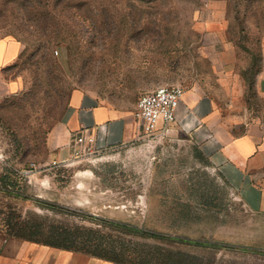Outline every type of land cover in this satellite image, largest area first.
Masks as SVG:
<instances>
[{
	"label": "rangeland",
	"instance_id": "374dc122",
	"mask_svg": "<svg viewBox=\"0 0 264 264\" xmlns=\"http://www.w3.org/2000/svg\"><path fill=\"white\" fill-rule=\"evenodd\" d=\"M205 4L0 0V38L22 45L7 71L15 90L0 98V231L10 234L12 216L93 230L125 245L128 262H136L132 244L141 243L151 252L161 246L195 255L194 264H264V212L243 203L189 131L172 125L165 135L140 133L106 149L64 152L60 144L76 88L134 108L142 94L180 85L210 96L235 132L264 124V0H232L223 25L211 30L203 24ZM10 179L27 198L1 189Z\"/></svg>",
	"mask_w": 264,
	"mask_h": 264
},
{
	"label": "crops",
	"instance_id": "0c3cea01",
	"mask_svg": "<svg viewBox=\"0 0 264 264\" xmlns=\"http://www.w3.org/2000/svg\"><path fill=\"white\" fill-rule=\"evenodd\" d=\"M204 1V27L208 30L211 26L221 27L232 0ZM11 48L14 51H10ZM21 49L22 45L17 40L0 38V98L15 90L14 79L8 78L5 68L18 59ZM167 78L178 77H164ZM135 109L136 106L121 108L104 103L92 93L74 89L60 125L63 151L76 146L75 138L81 133L95 136L96 149L115 147L136 139L140 129L134 116ZM174 125L193 134L212 168L248 208L264 212V124L250 122L242 131L235 132L237 124L226 125L221 115L216 113L210 96L187 90L177 109ZM0 264L129 263L30 241L0 231Z\"/></svg>",
	"mask_w": 264,
	"mask_h": 264
},
{
	"label": "trees",
	"instance_id": "16d2710c",
	"mask_svg": "<svg viewBox=\"0 0 264 264\" xmlns=\"http://www.w3.org/2000/svg\"><path fill=\"white\" fill-rule=\"evenodd\" d=\"M14 64V63H13ZM11 64L5 68L7 75L8 69L13 65ZM15 180L10 179L8 182H4L1 189L7 193L15 196L25 197L24 195L15 189ZM7 225L11 229L10 235L24 238L30 241H35L55 247L73 249L76 251H82L90 253L106 259L115 260L122 263L129 264H194L195 255H189L181 251H173L165 247L157 246V251L151 252V250L142 249L144 246L141 243H134L133 251L136 253L134 258L136 262H128L123 260L122 252L125 245H117L112 241H105L100 235L93 230L86 229H70L65 227H58L52 225H45L43 222L31 219H18L13 220L12 216L7 218ZM116 224L127 228L128 230L136 233H147L144 229L133 226L127 223L115 222ZM9 234V233H7ZM164 237L161 235H156ZM169 238L186 242L193 245L204 247H228L230 245L225 243H218L208 240L183 238L179 236H170ZM148 246V245H147ZM120 251H117L118 248ZM242 249H251L253 251H259L258 248H250L246 246H239Z\"/></svg>",
	"mask_w": 264,
	"mask_h": 264
},
{
	"label": "built area",
	"instance_id": "2783aa9c",
	"mask_svg": "<svg viewBox=\"0 0 264 264\" xmlns=\"http://www.w3.org/2000/svg\"><path fill=\"white\" fill-rule=\"evenodd\" d=\"M185 90L180 85L162 84L141 95L137 101L134 116L139 123L140 133L159 136L168 133L177 122V109ZM95 136L81 133L76 136V144L84 150L96 149Z\"/></svg>",
	"mask_w": 264,
	"mask_h": 264
}]
</instances>
